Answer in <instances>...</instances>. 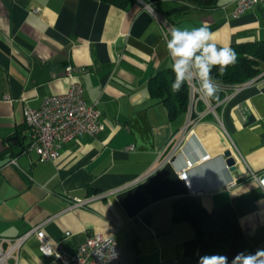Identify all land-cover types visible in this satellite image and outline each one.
Listing matches in <instances>:
<instances>
[{
	"label": "crops",
	"instance_id": "obj_1",
	"mask_svg": "<svg viewBox=\"0 0 264 264\" xmlns=\"http://www.w3.org/2000/svg\"><path fill=\"white\" fill-rule=\"evenodd\" d=\"M234 8L235 0L207 8L181 0H130L125 8L100 0H0V238L43 223L52 244L69 253L98 233L117 241L127 264H197L192 225L173 221V200L190 196L209 213L232 206L247 253L264 249V188L256 179L264 177V76L225 91L213 109L198 100L200 118L186 128L189 113L170 119L148 89L150 77L171 63L156 16L172 26L207 24L220 46L263 41L264 3L239 15ZM74 80L96 104L103 129L41 162L27 147L23 108H37ZM232 143L233 168L224 156ZM188 159L194 165L183 180L178 172ZM111 190L69 207L74 198ZM6 264L60 262L30 236Z\"/></svg>",
	"mask_w": 264,
	"mask_h": 264
},
{
	"label": "built area",
	"instance_id": "obj_2",
	"mask_svg": "<svg viewBox=\"0 0 264 264\" xmlns=\"http://www.w3.org/2000/svg\"><path fill=\"white\" fill-rule=\"evenodd\" d=\"M259 3H264V0H235L232 15L242 14ZM156 18L166 40L170 35L168 30L173 26L161 16H156ZM65 69L67 73H70L72 68L67 66ZM254 80L255 78H252L235 84L230 89L236 92ZM4 99L9 100L10 98L5 95ZM198 100L204 102L209 108H214L209 99L198 93V82H193L189 86V119L184 128L200 118L191 117V112L195 110V104ZM23 118L29 130L27 147L36 153L41 162L56 159L64 144L80 136L95 137L103 129L100 111L95 103H88L84 99L83 87L77 80L71 82L66 92L47 96L37 108L24 106ZM230 146L231 153L236 151L233 143ZM7 163L15 164L16 162L12 158ZM193 165L192 160H186L185 168L178 172V177L186 180L187 170ZM256 179L264 188V177ZM112 192L113 190L100 192L88 198H74L69 207L85 206L92 199L107 196ZM189 192L194 193L191 188H189ZM30 236L37 239L38 249L43 255L55 258L60 264H127L121 247L112 236H103L98 233L89 234L77 246L75 252L69 253L61 244H52L44 231L43 223L15 238H0V264H6V258L11 256ZM5 242L8 246L3 249L2 244Z\"/></svg>",
	"mask_w": 264,
	"mask_h": 264
},
{
	"label": "trees",
	"instance_id": "obj_3",
	"mask_svg": "<svg viewBox=\"0 0 264 264\" xmlns=\"http://www.w3.org/2000/svg\"><path fill=\"white\" fill-rule=\"evenodd\" d=\"M117 7L125 8L130 0H100ZM146 1V0H145ZM154 1V0H151ZM201 8L210 7L216 0H181ZM220 46V45H219ZM237 54V62L220 75L218 68L212 69L213 78L219 83L218 99L209 100L211 105L223 99L225 91L235 84L258 76H264V40L260 42H242L230 45ZM174 75L170 67L158 71L148 80V89L152 96L165 103L170 119H176L189 110V86L180 92L171 91ZM195 110L191 117L195 118ZM173 221L186 220L194 229V241L197 246V264L204 255L219 254L228 258L231 264L237 253L251 248L245 237L237 215L232 206L226 204L213 213L207 212L194 198L181 197L173 200Z\"/></svg>",
	"mask_w": 264,
	"mask_h": 264
},
{
	"label": "clouds",
	"instance_id": "obj_4",
	"mask_svg": "<svg viewBox=\"0 0 264 264\" xmlns=\"http://www.w3.org/2000/svg\"><path fill=\"white\" fill-rule=\"evenodd\" d=\"M142 3L143 0H138ZM166 49L170 57V69L174 75L171 83L173 93L182 87L198 82V93L206 99H218L219 83L212 76V69L218 68L223 75L230 66L237 62V54L229 46H219L214 40V33L207 24L202 26H173L169 28ZM193 154L199 151L193 142L189 146ZM198 264H228L224 255H204ZM231 264H264V249L255 253L240 252Z\"/></svg>",
	"mask_w": 264,
	"mask_h": 264
},
{
	"label": "water",
	"instance_id": "obj_5",
	"mask_svg": "<svg viewBox=\"0 0 264 264\" xmlns=\"http://www.w3.org/2000/svg\"><path fill=\"white\" fill-rule=\"evenodd\" d=\"M224 156L226 158L227 165L230 166L231 168H233L236 161H235L234 155H232V153L229 149L224 152Z\"/></svg>",
	"mask_w": 264,
	"mask_h": 264
}]
</instances>
